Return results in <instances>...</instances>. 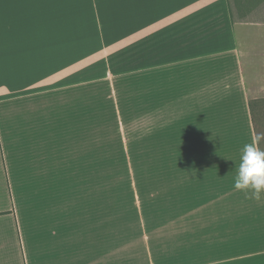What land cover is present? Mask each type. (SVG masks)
Returning <instances> with one entry per match:
<instances>
[{
  "label": "crops",
  "instance_id": "crops-1",
  "mask_svg": "<svg viewBox=\"0 0 264 264\" xmlns=\"http://www.w3.org/2000/svg\"><path fill=\"white\" fill-rule=\"evenodd\" d=\"M47 1L0 0V264H135L114 258V147L136 143L133 112L165 193L144 264H264V194L233 187L264 100V19L231 0H127L126 72L112 57L104 86L86 31Z\"/></svg>",
  "mask_w": 264,
  "mask_h": 264
},
{
  "label": "rangeland",
  "instance_id": "rangeland-1",
  "mask_svg": "<svg viewBox=\"0 0 264 264\" xmlns=\"http://www.w3.org/2000/svg\"><path fill=\"white\" fill-rule=\"evenodd\" d=\"M231 2L237 18L264 19V12L255 11L254 0H244L242 5L239 0ZM47 3L51 8H64L70 13L71 24L86 31L88 73L102 74L103 85L106 86L107 78L110 79L112 57L114 73L126 72L128 53L123 38L124 27L120 26L126 17L127 0H64L63 3L62 0H48ZM127 99L126 96H119V102H126ZM130 99L135 103L141 101V98ZM123 114L124 119L127 116V113H122V121ZM129 115L133 120L129 128L136 132L137 137L135 144L126 145L116 134L117 122L113 110L107 107L103 113L104 140L109 141L116 134L121 143L114 147L113 161L114 214H117L114 221V258L125 260L129 252H134L135 264H144L143 254L150 242L148 238L154 240L158 235L160 202H164L165 193H161L159 185V146L144 143L141 114L133 112ZM253 122L256 132H264V103L256 107ZM111 146L104 144V152L110 153ZM106 164L111 162H104ZM163 215H166L165 209Z\"/></svg>",
  "mask_w": 264,
  "mask_h": 264
},
{
  "label": "clouds",
  "instance_id": "clouds-1",
  "mask_svg": "<svg viewBox=\"0 0 264 264\" xmlns=\"http://www.w3.org/2000/svg\"><path fill=\"white\" fill-rule=\"evenodd\" d=\"M264 132H256L240 151L239 165L233 181L234 190L260 200L264 194Z\"/></svg>",
  "mask_w": 264,
  "mask_h": 264
},
{
  "label": "trees",
  "instance_id": "trees-1",
  "mask_svg": "<svg viewBox=\"0 0 264 264\" xmlns=\"http://www.w3.org/2000/svg\"><path fill=\"white\" fill-rule=\"evenodd\" d=\"M232 20H233V17H232ZM258 103H264V100H259V101H252L250 102V109H251V114H252V119H253V115H254V110H253V105L254 104H258Z\"/></svg>",
  "mask_w": 264,
  "mask_h": 264
}]
</instances>
